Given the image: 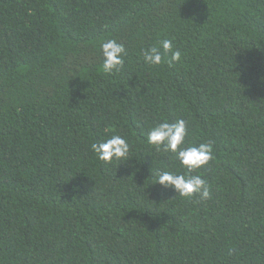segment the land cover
<instances>
[{
	"label": "trees",
	"instance_id": "1",
	"mask_svg": "<svg viewBox=\"0 0 264 264\" xmlns=\"http://www.w3.org/2000/svg\"><path fill=\"white\" fill-rule=\"evenodd\" d=\"M160 39L179 62L144 63ZM177 119L208 199L155 184ZM114 134L125 163L91 150ZM0 264H264V0H0Z\"/></svg>",
	"mask_w": 264,
	"mask_h": 264
},
{
	"label": "clouds",
	"instance_id": "2",
	"mask_svg": "<svg viewBox=\"0 0 264 264\" xmlns=\"http://www.w3.org/2000/svg\"><path fill=\"white\" fill-rule=\"evenodd\" d=\"M100 51L103 57L102 72H119L126 56L124 45L115 39H107L101 43ZM141 55L144 63L149 66H160L162 63L174 65L182 56L181 52L174 48L171 39H160L155 45L142 50ZM187 136L188 126L184 119H177L175 122L162 121L148 131L146 143L158 151L170 153L179 161L183 170L181 173L158 171L155 184L165 189L172 188L182 197L191 198L193 194H199L201 199H208L210 185L201 175L192 173L213 159V146L211 142L185 146ZM130 147L128 140L115 134L106 140L91 144L96 158L109 164L114 161L125 163L132 159Z\"/></svg>",
	"mask_w": 264,
	"mask_h": 264
}]
</instances>
